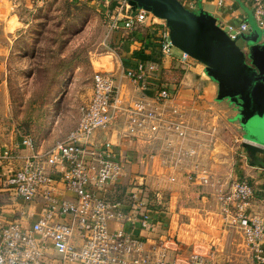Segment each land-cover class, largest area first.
<instances>
[{
  "label": "built area",
  "instance_id": "1",
  "mask_svg": "<svg viewBox=\"0 0 264 264\" xmlns=\"http://www.w3.org/2000/svg\"><path fill=\"white\" fill-rule=\"evenodd\" d=\"M122 1L117 14L103 11L108 29L132 32L142 24L161 25L159 57L140 60L116 74L96 70L77 123L47 149H34L32 136L23 135L20 144L31 152L21 165H14L16 151L0 149V191L24 203L18 218H7L0 206V264H217L213 247L169 259L170 244H177L174 236L150 240L134 231L153 228L148 207L164 205L165 196L151 190L145 172L129 176L116 144L110 137H98V130L148 142L155 150L144 156L143 165L150 166L157 156L159 174L169 181L189 166L187 176L214 191L223 226L240 234L255 264H264V187L212 166L215 160L208 155L217 156L216 143L223 142L215 125L209 130L198 128L166 86L147 93L148 77L160 69L162 57H171L183 69L195 59L172 44L164 19ZM251 2L257 24L264 27V0ZM220 25L247 50L240 37L249 29L247 21ZM123 78L131 84L130 94L124 90ZM202 132L208 140H199ZM125 178H129L125 200L105 195L108 186ZM60 184L72 195L61 194ZM35 204L40 208L33 218ZM111 222L116 225L110 227Z\"/></svg>",
  "mask_w": 264,
  "mask_h": 264
},
{
  "label": "crops",
  "instance_id": "2",
  "mask_svg": "<svg viewBox=\"0 0 264 264\" xmlns=\"http://www.w3.org/2000/svg\"><path fill=\"white\" fill-rule=\"evenodd\" d=\"M102 1L103 11L107 10L112 15L117 14L123 4L122 0ZM180 1L191 9L202 7L214 14L222 23L247 21L249 29L245 33H248L251 27L249 19L257 29L263 28L255 20L251 0ZM31 2L32 0H0V122L6 121L10 115L11 101L8 87L10 54L13 40L17 37V30L24 23L26 24V21H23L22 9L29 6ZM119 16L121 17V14ZM160 34L161 25L157 23L142 24L132 32L123 29L113 30L110 42L114 50L111 53L119 56L121 66L115 65L116 68L111 70L95 69L93 74L96 70L119 72L123 68L134 66L140 60H157L159 57L158 40ZM175 51L177 52V49ZM196 68L197 65H194L188 70H183L171 57L164 56L160 59V69L148 77L147 88L148 94H153L157 88L162 86L170 89L174 93L173 101L179 103L190 113L191 117L189 118L194 124H197V116L203 114L206 107L213 106L212 100L216 104L222 101L216 100L217 83L211 78L207 79L202 76ZM122 81L125 92L130 94L132 87L128 79L123 78ZM219 117L222 118L220 114ZM0 128L2 129V126ZM3 134L4 131H0V136ZM97 135L100 138L110 137L116 144V148L124 156L125 168L129 172V176L137 177L140 176L141 172H145L144 178L151 190H159L165 196L164 205L148 207V213L153 217V228L141 229L136 227L134 229L136 233L142 234L150 240L169 235L174 236L177 244H170L169 259L189 250L206 252L213 247L216 250L217 264H255L248 257L240 234L223 226L219 200L212 188L198 184L187 176L185 171L187 168L189 169V166H184V170L180 169L182 171L177 172L176 179L169 181L162 173L159 174L162 167L158 164L157 156L155 162L150 166L145 167L143 165L144 156L155 150L148 142L141 139L121 137L103 130H98ZM52 145L40 148L34 144V149H47ZM262 146L264 147V145ZM6 147V145L0 144V149ZM17 149L18 157L15 160V166L21 165L24 158L31 152L29 147L21 146ZM216 153L217 156L208 155V158L209 160H215L211 163L213 167L217 166L220 172H224L226 168L222 163L225 161L224 155H226V152L221 150L220 152L216 151ZM217 161L220 163L215 164ZM229 170L234 171L237 176H249L251 182L258 184V188L264 187V166L261 164L251 163L247 168L243 164L240 167L234 163V166ZM128 181L129 178H125L117 184L108 186L105 195L117 198L116 191L122 189L127 198L126 187ZM59 187L61 194L72 195V192L64 190L62 184ZM117 199L123 200L124 198ZM23 204L22 200L12 198L7 192L0 191V206L7 218H18ZM39 208V204L32 206L35 214L33 218L38 214ZM115 225L114 222L110 223V227Z\"/></svg>",
  "mask_w": 264,
  "mask_h": 264
},
{
  "label": "rangeland",
  "instance_id": "3",
  "mask_svg": "<svg viewBox=\"0 0 264 264\" xmlns=\"http://www.w3.org/2000/svg\"><path fill=\"white\" fill-rule=\"evenodd\" d=\"M102 4V0H43L41 3L32 0L29 6L23 7L26 24L17 30L10 54L11 105L7 120L0 122V131H4L0 136L1 145L16 151L26 134L40 148L62 139L77 123L79 106L91 93L93 71L121 66L119 56L111 53L114 50L110 42L112 30L104 20ZM194 65L202 76L210 78L202 62L195 59L191 66ZM211 103L213 106L206 107L197 116L198 128L209 130L213 125L218 128L223 142L216 143L215 152H226L222 163L224 172L234 163L248 168L252 159L242 145L244 132L237 121L230 120L236 113L234 105L225 99L218 104L213 100ZM235 137H242V143L235 141ZM199 140H208L207 133L202 132ZM262 148L257 155L264 160ZM116 197L126 199L122 189L116 191Z\"/></svg>",
  "mask_w": 264,
  "mask_h": 264
},
{
  "label": "water",
  "instance_id": "4",
  "mask_svg": "<svg viewBox=\"0 0 264 264\" xmlns=\"http://www.w3.org/2000/svg\"><path fill=\"white\" fill-rule=\"evenodd\" d=\"M165 20L174 46L204 64V72L217 83L216 100L226 99L237 113L244 132L242 145L252 164L264 166L257 155L264 145V27L257 29L252 21L244 51L220 25L218 18L202 7L191 9L180 0H128Z\"/></svg>",
  "mask_w": 264,
  "mask_h": 264
},
{
  "label": "trees",
  "instance_id": "5",
  "mask_svg": "<svg viewBox=\"0 0 264 264\" xmlns=\"http://www.w3.org/2000/svg\"><path fill=\"white\" fill-rule=\"evenodd\" d=\"M183 71V70H182Z\"/></svg>",
  "mask_w": 264,
  "mask_h": 264
}]
</instances>
